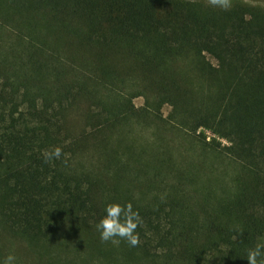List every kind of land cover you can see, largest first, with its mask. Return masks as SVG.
I'll return each mask as SVG.
<instances>
[{
  "label": "trees",
  "instance_id": "obj_1",
  "mask_svg": "<svg viewBox=\"0 0 264 264\" xmlns=\"http://www.w3.org/2000/svg\"><path fill=\"white\" fill-rule=\"evenodd\" d=\"M111 201L139 210L136 247L100 241ZM67 240L68 264H247L264 241L263 7L0 0V258L58 264L44 248Z\"/></svg>",
  "mask_w": 264,
  "mask_h": 264
},
{
  "label": "clouds",
  "instance_id": "obj_2",
  "mask_svg": "<svg viewBox=\"0 0 264 264\" xmlns=\"http://www.w3.org/2000/svg\"><path fill=\"white\" fill-rule=\"evenodd\" d=\"M210 6L221 10H228L232 0H208ZM61 149L55 148L51 152H44L45 162L52 158L59 159ZM142 225V217L139 210L135 209L131 202L121 204L111 201L105 204L103 215L96 224L97 232L101 242L119 244L125 242L129 247H136L139 242L138 227ZM247 264H264V241L256 243L246 250L243 257ZM0 264H17V258L13 253L0 258Z\"/></svg>",
  "mask_w": 264,
  "mask_h": 264
},
{
  "label": "rangeland",
  "instance_id": "obj_3",
  "mask_svg": "<svg viewBox=\"0 0 264 264\" xmlns=\"http://www.w3.org/2000/svg\"><path fill=\"white\" fill-rule=\"evenodd\" d=\"M188 1L200 2V3H203V4H206V5L210 6L209 3H208V0H188ZM237 1H242V2H245V3L251 4V5H254V6H261V7L264 8V0H232V4L234 2H237ZM208 58L213 63H216V61H215V59L213 57L208 56ZM133 101H134V104L136 106H138V107L142 106L144 104V98L142 96H138V97L134 98ZM161 111H162V114L164 116H167L169 111H170V107L167 106V105H164ZM203 131H204V134L206 135L208 140H211L212 138H215V139L219 140L220 142H222L223 144H229L226 139L218 137L216 134L212 133L211 131H209V130H203ZM48 250H50V249L49 248H44V251L46 252L48 258L49 257L51 258V255H52V258L58 264H68L64 257L70 259L72 256H75L74 254H75V252H77L76 247H74L73 242H71L70 240H67L66 244L62 247V250L61 249L58 250L56 248L52 254ZM88 250H90V249H88ZM94 251H95V249H94ZM95 252H97V251H95ZM46 254L44 253V255H46ZM112 256H114V255H112ZM47 261L45 263L49 264V263H47ZM72 263H74V262H72Z\"/></svg>",
  "mask_w": 264,
  "mask_h": 264
}]
</instances>
